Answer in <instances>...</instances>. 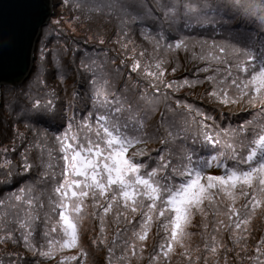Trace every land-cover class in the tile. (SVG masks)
<instances>
[{
    "label": "snow or ice",
    "instance_id": "snow-or-ice-1",
    "mask_svg": "<svg viewBox=\"0 0 264 264\" xmlns=\"http://www.w3.org/2000/svg\"><path fill=\"white\" fill-rule=\"evenodd\" d=\"M18 4L24 11L15 28L23 32L35 22L32 10L38 0ZM75 6L108 17L115 11L124 50L134 44L128 25L137 24L154 52L188 53L197 67L192 78L169 81L166 75L176 68L167 73L166 60L144 67L133 58L124 65L128 76L118 88L112 75L120 69L110 72L99 56L81 54L74 69L82 78L76 96L87 100V111L65 117L54 137L58 159L42 143L25 145V152L37 150L39 171L33 185L13 190L6 209L0 197V209H5L0 213V244L19 245L32 257L13 253L9 264H43L65 249L76 254L61 255L57 264H86L81 227L89 217L99 221V235L91 243L107 247V264H130L138 249L142 258L153 222L164 235L149 264H170L172 254L187 264H200L201 259L209 264V256L220 248L240 261L264 264V238L255 245V254H248L245 243L251 235L249 221L264 212V125L252 134L246 127L250 121L219 128L214 116L176 95L182 87L208 82L213 101L259 104L264 111V0H119V8L104 0L94 5L77 0ZM133 74L136 83L130 86ZM54 109L51 99L27 101L36 125ZM153 144L158 147L150 148ZM22 167L30 172L33 164ZM209 214L217 218L214 232L221 225L230 229L234 247L212 235L204 243L203 257L193 259L189 241L194 233L188 229L199 215L206 231ZM109 223L115 226L110 244L105 237Z\"/></svg>",
    "mask_w": 264,
    "mask_h": 264
},
{
    "label": "trees",
    "instance_id": "trees-1",
    "mask_svg": "<svg viewBox=\"0 0 264 264\" xmlns=\"http://www.w3.org/2000/svg\"><path fill=\"white\" fill-rule=\"evenodd\" d=\"M90 1L97 2V0ZM106 3L115 4L116 8H119V0H109ZM53 4L54 8L57 2ZM92 15H97V19L93 18V21L91 23L88 22V24L93 23L92 25H96L94 29L99 32H88L85 24H80L76 30H72L70 26L66 25H53L52 22L57 21L53 10V18H51L49 24L41 31L40 38L42 39L43 36H47V42H44L51 46L49 49L52 52L51 58L54 62L51 63V65H45L44 60L38 57L39 44L41 43V48L44 46V42L39 39L40 41L35 47L33 69L27 81L19 87H3L1 90L0 117L2 125H9L7 133L6 127L5 129L3 128L4 131L2 132L4 135L1 132L0 141V197L4 198L6 201L5 209L7 208L8 197L13 193V190L32 186L34 178L39 171L35 166L37 150L33 147H29L27 152H25L23 147H19L21 141L13 145L10 137L11 126L21 125L22 127H28L29 132H32V134L34 133L37 140L38 136L42 135L43 140L38 141L45 146L46 150L51 149L53 155L58 159V144L54 137L56 132L61 130L62 126L65 124V117H72L78 111H87V100L76 96V93L80 91L82 78L74 69H76L77 65L81 62L82 53L93 57L99 56L101 60L107 62V69L110 72L114 69H120L119 75H112L118 88L124 84V77L128 76L127 68H125L124 65L131 64L133 58L138 59L144 67H147L149 63L154 65L158 60H166L167 62L164 67L167 69V73H171L173 67L176 68L174 74L166 75V79L169 81L180 80V76L192 78L193 71L197 67V65L191 61L188 53L175 51L166 52L163 48L154 52L152 45L144 41L139 35L140 26L137 24L129 23V36L134 41V44H129L128 49L124 50L121 46L122 41L118 39L116 41L113 38L116 34L121 35V26L117 18V13L114 11L111 15L112 18L105 17V15L99 13H92ZM99 18H102V20ZM145 23L150 24L151 21H145ZM170 31L174 30L170 29ZM56 40H59L60 43H54ZM134 47L135 51H132ZM52 49H57L59 52L54 55ZM50 50L47 52L49 53ZM141 51L145 52L144 56L139 55ZM148 53L152 54L150 55ZM55 59L57 61L63 60L58 63ZM122 59L124 61L123 65L121 64ZM112 60H115V64L111 63ZM170 60L173 61L170 63L172 65H168ZM56 64L58 65L57 69L55 68ZM62 68L66 69L65 74H63L66 78L60 76L56 77V72L59 71L61 74ZM203 75L204 74H199L200 77ZM42 81L43 83H41ZM128 83L130 86L136 83L135 74L129 78ZM33 87H35L34 90ZM209 88L210 84L208 82L196 85L195 87L185 86L180 88L176 95L184 98V100L193 107H199L202 111L214 116L219 128H224V126L227 125L229 129H233L237 128L242 122L250 121L246 127L248 128V133L252 134L253 132H258L260 126L264 125V111L261 110L259 104L253 106L242 102L239 104L222 105L213 101L207 94L206 90ZM6 92L12 94L8 101L5 99ZM32 92L34 94H32ZM29 99H41L45 102L47 99H51L55 105V109L52 113L45 116L43 123L36 125L33 122L34 117L26 110L27 101ZM6 109H8L9 112L6 111ZM25 138L33 139L31 135H26ZM32 143L35 144L34 142ZM157 147L158 145L155 144L150 146L152 149H156ZM8 149L10 150L6 152ZM4 155H6L7 161L5 159L3 160ZM18 156H20V158ZM25 157H27V160H25ZM23 163L33 164L30 172L23 169ZM53 163H56V161H53ZM29 177H32V179H29ZM242 202L243 201H240V203L236 202V206L239 207ZM5 209H0V213ZM257 213V217L259 218L257 223L249 222L247 225V228L251 232V235L248 236L245 241L248 245L249 255L255 254V245L261 238H264V212L261 213L258 211ZM254 217L255 215L252 218ZM214 219L217 218L209 214L207 218L208 228L206 231L203 227L204 219L201 216L195 219L192 226L188 229L190 232L194 233L189 241L193 259H195L196 256L203 257L204 243L206 240L210 243L212 235H215L217 240L222 241L227 247H234L229 228L221 225V230L219 232H214ZM218 219L227 220V217L221 216L218 217ZM114 228L115 226L110 223L105 229V237L109 241V244L114 238ZM241 231H243V228ZM148 233L146 241L143 242L144 251L142 253V258H138V256H140L138 249L137 256L131 257L130 264H149V257L154 254L164 233L162 230L158 229L155 222H153L152 228ZM201 233H203V235ZM245 234L247 235V233ZM37 235H39V231ZM91 246H97V252H95V250L94 252H90L87 247L85 248L88 253L86 264H107V247L92 245V243ZM197 248L200 249L199 252L196 251ZM176 251L179 252V249ZM13 253H23L28 259L32 258L31 254L25 252L19 245H13L11 242L0 244V261H3V264H9L8 257ZM119 254L120 249H117L116 255L119 256ZM225 255H227V264H250L248 260L240 261L235 258L234 252L225 253L223 248H220L215 256H209V264H215L217 260L219 264H224ZM50 260H44L43 264H48L49 262L57 264V261ZM76 264H79V262ZM121 264H127V262H121ZM160 264H164V261L161 260ZM170 264H187V262L179 255L174 257L171 255ZM200 264H203V259H201Z\"/></svg>",
    "mask_w": 264,
    "mask_h": 264
},
{
    "label": "water",
    "instance_id": "water-1",
    "mask_svg": "<svg viewBox=\"0 0 264 264\" xmlns=\"http://www.w3.org/2000/svg\"><path fill=\"white\" fill-rule=\"evenodd\" d=\"M23 11L18 0H0V102L3 87H19L29 78L41 31L53 16L52 0H38L35 22L19 32L15 26Z\"/></svg>",
    "mask_w": 264,
    "mask_h": 264
},
{
    "label": "rangeland",
    "instance_id": "rangeland-1",
    "mask_svg": "<svg viewBox=\"0 0 264 264\" xmlns=\"http://www.w3.org/2000/svg\"><path fill=\"white\" fill-rule=\"evenodd\" d=\"M107 1H109V0H104V2L106 3ZM54 2H57V4H56V7L54 6V8H53V10H54V13H55V16H56V19H57V21L56 22H52V24L53 25H58V26H63V25H66V26H70V28L72 29V30H76L78 27H79V25L80 24H85L86 26V28L88 29L87 31L89 32H99V31H96L94 28L96 27V25H92V24H88V22L89 23H91L92 21H93V18L94 19H97V15H92V13H89L88 11H86V10H84V11H82V10H80V9H78L75 5H76V3H77V0H52V4L54 3ZM83 2L84 3H86V4H88V5H94V4H96L94 1H90V0H83ZM54 5V4H53ZM56 11V12H55ZM91 15H92V17H91ZM105 17H108V16H106L105 15ZM53 18V17H52ZM111 18H112V16H111ZM55 19V20H56ZM99 19H101L102 20V18H99ZM120 33H121V31H120ZM113 38H114V40H116L117 41V39L118 40H120L121 41V35H117L116 34V36H113ZM39 39H41V38H39ZM47 36H43L42 37V39H41V41L42 42H44V41H46L47 42ZM40 41V40H39ZM38 41V42H39ZM46 42H44V46H43V48H41V43L39 44V48H38V57L41 59V60H44V64L45 65H47V64H50L51 65V63H53L54 61H52V58H51V54H52V52H51V50L49 49V47L51 48V46L50 45H48V43H46ZM54 43H60V41L59 40H56ZM53 46V45H52ZM117 46V45H116ZM48 50H50V52L48 53L47 51ZM53 51H54V55H56L57 54V52H59L57 49H52ZM148 54H150V53H148ZM152 54V53H151ZM150 54V55H151ZM53 56V55H52ZM57 58V57H56ZM53 60H54V58H53ZM61 60H63V59H61ZM61 60H56L55 59V61H57L58 63H60L61 62ZM148 60V59H147ZM171 62H173V61H169V63H168V65H172V64H170ZM175 63V62H174ZM34 64V63H33ZM178 65V64H177ZM55 68L57 69L58 68V65L56 64L55 65ZM33 69V68H32ZM32 72V71H31ZM65 72H66V69L65 68H62L61 69V74L59 73V71L58 72H56V77H62V78H66V76L65 75H63V74H65ZM181 78H183L182 76H180L179 77V79H181ZM65 80V79H64ZM197 85H199V84H197ZM34 88L35 87H33V90H34ZM37 89V88H36ZM35 89V90H36ZM8 93H10V92H6V94H5V99L8 101L9 100V98L12 96V94H8ZM32 94H34L33 92H32ZM2 107V106H1ZM6 111H8L9 112V110L8 109H6ZM5 127H6V133H7V131H8V129H9V125H5V124H3L2 125V120H1V117H0V141H1V132L2 131H4V129H5ZM20 127H22L21 125H15V126H11V128L13 129H11V140H12V144L14 145L16 142H19V141H21L20 143H21V145L19 146L20 148L21 147H23L24 148V150H25V145H33V143L32 142H34V143H38L39 141L36 139L37 137L36 136H34V133L32 134V132H29V129H28V127H26V126H24V127H22V128H20ZM4 128V129H3ZM24 128V129H23ZM25 130V131H24ZM3 133V132H2ZM3 135H4V133H3ZM26 135H28V136H32L33 137V139L31 140L30 138H25L26 137ZM25 138V139H24ZM24 140V141H23ZM39 143H41V142H39ZM17 146V145H16ZM15 146V147H16ZM10 149H8L6 152H8ZM5 152V153H6ZM21 156V155H20ZM20 156H18L19 158H20ZM6 160L7 161V158H6V155H4V157H3V160ZM240 201H243V198H241L240 200H238L237 202L238 203H240ZM261 213H263V212H261ZM258 214V213H257ZM257 214L255 215V217L254 218H251V220L249 221V222H255V223H257V221H258V217H257ZM198 217H199V215H197V216H195L194 218H193V222L195 221V219H198ZM193 222H192V224H193ZM109 225H110V223H109ZM152 228V227H151ZM99 221L98 220H95V219H93V218H91V217H89V218H86L85 220H84V222H83V224H82V227H81V241H82V243L84 244V247L86 248L87 247V249L90 251V252H94V250H95V252H97V246H91V239H93L94 237H97L98 235H99ZM149 234V233H148ZM37 237L40 239V240H42V238H40L39 237V235H37ZM74 254H76V252H75V250H72V249H65L64 251H63V253H61V254H58L57 255V259H52L53 261H57L59 258H60V256L62 255V256H70V255H74ZM172 256L174 257V256H178V255H176V254H172ZM50 260V259H49ZM51 261V260H50ZM77 262H73V264H76ZM48 264H52V263H48Z\"/></svg>",
    "mask_w": 264,
    "mask_h": 264
}]
</instances>
